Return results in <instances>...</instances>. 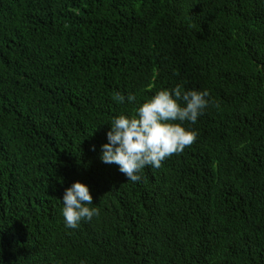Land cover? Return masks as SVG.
Wrapping results in <instances>:
<instances>
[{"label":"trees","instance_id":"trees-1","mask_svg":"<svg viewBox=\"0 0 264 264\" xmlns=\"http://www.w3.org/2000/svg\"><path fill=\"white\" fill-rule=\"evenodd\" d=\"M177 85L214 102L196 142L139 182L102 162ZM75 181L100 211L72 229ZM0 264H264V0H0Z\"/></svg>","mask_w":264,"mask_h":264},{"label":"clouds","instance_id":"clouds-1","mask_svg":"<svg viewBox=\"0 0 264 264\" xmlns=\"http://www.w3.org/2000/svg\"><path fill=\"white\" fill-rule=\"evenodd\" d=\"M209 97L207 90H185L182 85L156 92L139 104L135 115L122 114L111 121L108 142L102 145V162L118 165L128 180L139 182V173L146 166L160 168L165 159L196 142L197 133L182 122L195 124L203 110L214 104ZM113 98L118 103L125 102L122 94ZM136 100L134 94L127 96L128 103ZM62 201V215L69 228L76 229L81 221H91L99 215L98 207H90L94 203L89 187L80 181L66 188Z\"/></svg>","mask_w":264,"mask_h":264}]
</instances>
